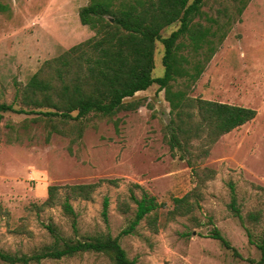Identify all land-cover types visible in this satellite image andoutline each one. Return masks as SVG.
I'll use <instances>...</instances> for the list:
<instances>
[{
	"label": "rangeland",
	"instance_id": "1",
	"mask_svg": "<svg viewBox=\"0 0 264 264\" xmlns=\"http://www.w3.org/2000/svg\"><path fill=\"white\" fill-rule=\"evenodd\" d=\"M89 2L0 0V103L15 102L18 91L46 61L95 36L79 17ZM220 2L210 1L198 20L211 25L206 12L218 17L217 10L224 8ZM179 27L180 23L167 27L162 37ZM164 52L162 42H157L154 77L164 75ZM183 53L193 57L188 50ZM175 85L185 89L186 81ZM188 93L192 98L252 108L257 116L221 137L208 157H195L199 148L195 142L193 155L182 160L167 143L171 107L156 84L126 99L139 104L137 109L113 118L91 116L80 135L69 123L64 134L53 133L48 141L50 128L35 120L37 115L5 114L0 122V251L17 256L38 253L55 242L50 227L66 241L117 237L134 216L132 194L141 199L148 192L164 205L159 211L164 227L155 234L145 220L138 227L140 235L121 237L130 259L138 264H258L261 254L249 234L257 240L264 231V0L249 3ZM19 107L23 106L17 102ZM204 169L214 170L215 177L206 180ZM230 183L235 185L244 223L230 209ZM82 184L96 186L91 200L72 195L70 187ZM50 186L58 187L57 202L45 206ZM193 190L197 193L192 201L198 200L200 206L167 221L174 198ZM106 196L108 223L102 217ZM66 197L77 214V229L62 209ZM125 204L130 205L129 213L122 210ZM215 228L237 253L211 237ZM0 264L5 263L0 259ZM39 264L114 263L106 254L89 252Z\"/></svg>",
	"mask_w": 264,
	"mask_h": 264
},
{
	"label": "trees",
	"instance_id": "2",
	"mask_svg": "<svg viewBox=\"0 0 264 264\" xmlns=\"http://www.w3.org/2000/svg\"><path fill=\"white\" fill-rule=\"evenodd\" d=\"M210 1L90 0L80 9L79 17L81 24L94 31L95 36L46 61L27 85L18 91L15 102L0 103V122L7 113L34 114L37 115L35 120L44 121L50 128L48 141L53 133L64 134L65 126L69 123L75 124L80 135L82 124L91 116L113 118L121 111L137 109L139 104L128 103L126 99L156 84L161 91H165L171 107V120L166 132L171 151L181 153L180 158L185 160L193 155L194 143L198 142L195 157H208L221 137L257 116V111L252 108L189 96L188 90L203 75L233 24L241 21L252 0H221L224 8L217 10L220 14L216 18L206 12V20L212 24L205 26L198 19L203 18L204 7ZM220 15L224 16L223 21ZM176 23H180V27L163 38L162 31ZM157 42H162L165 49L162 77H154ZM185 50L192 53L194 59L185 55ZM181 79L186 81L185 89L175 85ZM17 102L23 107L16 108ZM188 164L193 167L191 158ZM202 172L206 180L216 175L211 169ZM229 187L230 209L244 223L245 217L238 204L234 183H230ZM95 188V185L82 184L71 186L70 190L75 197L91 200ZM57 192V186L49 187L45 206L56 205ZM195 193L193 190L183 197L174 198L175 206L167 214V221L172 222L177 216H187L195 207H199L198 200L192 201ZM131 200L136 205L134 216L117 237L108 234L66 241L50 227L55 238L52 245L31 256L0 251V259L5 264H39L45 259L60 260L94 252L108 255L114 264H138L136 259L128 257L120 239L140 235L138 227L145 220L157 234L164 227L159 224V211L164 205L148 192H144L141 199L132 194ZM61 206L73 218L74 228L77 229V214L69 197L61 202ZM109 208L110 198L106 196L102 209L106 223L109 222ZM122 210L129 213L130 205L125 204ZM249 218L257 220L258 217L250 214ZM211 237L237 253V249L218 228L213 230ZM249 241L260 251L258 264H264V231L257 240L250 233Z\"/></svg>",
	"mask_w": 264,
	"mask_h": 264
},
{
	"label": "water",
	"instance_id": "3",
	"mask_svg": "<svg viewBox=\"0 0 264 264\" xmlns=\"http://www.w3.org/2000/svg\"><path fill=\"white\" fill-rule=\"evenodd\" d=\"M111 21L113 22V19H111Z\"/></svg>",
	"mask_w": 264,
	"mask_h": 264
}]
</instances>
